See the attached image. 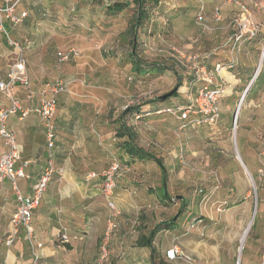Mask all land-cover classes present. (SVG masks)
I'll use <instances>...</instances> for the list:
<instances>
[{
    "label": "crops",
    "instance_id": "0c3cea01",
    "mask_svg": "<svg viewBox=\"0 0 264 264\" xmlns=\"http://www.w3.org/2000/svg\"><path fill=\"white\" fill-rule=\"evenodd\" d=\"M91 1L81 7L77 0H23L19 10L26 11L27 18L18 26L3 22L7 35L0 31V81L6 78L15 60L14 51L8 44L7 38L22 42L29 37L34 40L30 50L26 52L32 88L37 90L43 83L50 81L48 67L52 68L54 63L45 59L47 54L43 53L44 50L39 47V42L44 37L51 38L50 29L54 30L51 26L52 21L59 26L56 29L57 32L52 33L53 35L65 33L69 36L83 33L84 37L88 34L92 42H107L111 30L108 21H103L102 25V19L107 20L112 15L106 14L107 4H105V14L96 16L95 10H92ZM99 1L101 0H95L94 3ZM199 1L204 7L203 17L213 29V33L201 31L202 34H199V29L195 25L193 15L201 6ZM223 1L159 0L156 6L148 8L147 21L138 30V43L145 44L146 40L150 42L158 37L165 39L167 45H176V48L184 52L203 49L199 52L206 55V61L197 66L203 65L209 69L207 63L216 55L220 56L223 53L227 55V58L223 61L217 60L211 68L216 64H226L231 59V54L228 56L230 50L228 39L232 33L231 8L224 6L220 11L221 19L218 21L214 19L211 11ZM123 3H130L129 9L117 15L126 12L123 22L127 26L130 15L127 12L134 5L133 0H125ZM97 4L103 5L102 2ZM66 5L71 7L72 14L64 21L61 22L62 18L57 14L52 17L54 18L52 21L37 20L42 18L46 8L51 7L56 11ZM66 22L67 28L60 24ZM79 24L85 26L80 28ZM123 31V25H121L119 31L115 33H123ZM208 46L211 49L206 51L205 48ZM44 55H46L45 58H43ZM168 73L174 72L169 70ZM222 75L229 88L224 98L230 101L234 97L233 89L241 80L230 73L223 72ZM176 79L178 80V76ZM79 85L78 82L71 83L67 91L57 97V109L54 116L56 138L52 150L45 146L43 122L37 115L30 113L23 119H19L18 115H12L7 120L8 129L16 135L17 145L21 150V160L28 162L25 169L28 177L19 181L21 192L30 193L32 184L38 180L50 157L56 170L42 195L39 206L33 213L35 234L43 244V248L39 251L42 261L45 264H94L102 244L105 243L108 252L105 264H152L151 251L146 246L151 237L152 247L161 256L165 250L177 245L183 254L194 257L197 264H203L205 261L221 264L225 260L228 261V255L223 253L221 255L219 248L215 249L214 254L199 258L197 254L203 246V241L199 239L198 229L195 227L187 230L188 226H179L176 221L175 224L152 234L156 225L170 221L166 216L172 215L173 207L177 206V204H171L172 200L163 198L164 193L165 196L168 194L159 174L161 170L159 167L153 168L155 174L149 175L146 167L148 163L153 162L132 159L117 149L116 144L119 139L116 135L122 121L120 112L122 107L118 108L119 103L114 104L106 93L95 94L96 90L87 89L82 94H75L74 90H79L81 87ZM101 85L104 86V82H101ZM12 94L26 108L35 107L39 101L38 95L27 100L19 87L13 88ZM181 98L183 96L178 94L166 105H171L174 100L181 101ZM9 105L10 100L0 91V110ZM146 119L149 118L143 120ZM110 152L115 153L120 161L129 164L132 170L131 174L120 176L115 180V188L110 199L116 208V213L108 207L107 201L100 194V177H93L107 167ZM9 188L11 190L10 185ZM163 189L164 193L159 195L158 191ZM11 193L16 207L12 190ZM248 196L249 193H246L242 197V203L247 201ZM195 219L196 217H192L190 222ZM60 234H65L68 242H60L58 238ZM21 237L24 239L22 233L18 240ZM229 237H227L228 242L236 241V234ZM249 242V252L252 254L253 263L260 258L261 264L264 226L250 228ZM168 262L180 264L178 262L182 261ZM30 263L31 254L27 259L18 260L12 253H8L5 260L1 262V264Z\"/></svg>",
    "mask_w": 264,
    "mask_h": 264
},
{
    "label": "rangeland",
    "instance_id": "374dc122",
    "mask_svg": "<svg viewBox=\"0 0 264 264\" xmlns=\"http://www.w3.org/2000/svg\"><path fill=\"white\" fill-rule=\"evenodd\" d=\"M77 1L83 7L91 0ZM94 1H91L92 10H95L96 16L100 17L105 14V4L125 0L99 1L103 5L97 4L99 2L94 3ZM255 1L258 8H252V14L259 27V32L253 39L244 42L237 52H233L232 57L236 61V66L223 71L241 80L236 86L238 89H233L232 100L222 98L218 102L219 117L215 124H202L201 122L195 127L189 125L184 127L186 120L190 121L201 115L199 112L195 114L193 108L191 112H185L189 107L188 101L195 103L198 90L208 87L206 78L213 69L211 66L217 60H225L227 58L225 53L220 56L216 55L215 60L209 61L207 63L209 69L205 68L202 77L196 79L195 72L200 74L197 65L206 61V55L199 52L203 49L192 52L182 50V52L180 48H176V45H167L165 39L156 37L150 42L146 40L145 45L138 49V55L142 61L147 64L158 62L166 64L169 69L172 68L170 70L174 73L170 74L167 70L153 77L142 78L130 68L128 38L121 37L122 34H126L127 26L123 22L126 12L122 15L113 14L107 20L102 19V25L103 21H108L111 30L107 42H92L90 36L85 34L84 37L83 33L69 36L65 33L53 35L52 33L57 32L56 29L59 26L58 23L52 21L54 19L52 17L57 14L62 18L61 22L64 21L72 14L69 5L56 9L59 12L48 7L42 13V18L37 19L39 22L52 21L51 26L54 28V30L50 29L51 38L44 37L39 42V47L44 50L43 53L47 54V58H45L46 55L43 58L54 63L52 68L48 67L50 76L48 80L50 81L47 82H53L59 78H74L83 81L84 83L79 85L81 86L79 90H74L75 94H82L87 89L96 90L95 94L106 93L114 104L119 103L117 107H122L121 113L131 106H141L145 112L149 108L148 104H152L158 96L166 95L174 90L177 91L176 95L183 96L181 101L174 100L171 105H167L173 108L172 111L181 107L180 105L187 106L186 108L181 107V111L177 113L152 115L146 117L149 118L146 120H143L145 118L133 119L125 115L124 121L126 126L135 133L138 146L161 161L164 171H159V174L162 180L165 179L164 186L172 200L171 204H177L173 207V214L166 216L167 220H174L177 217V225L188 226L187 230L193 227L198 229L199 239L203 241V246L198 250L197 255L199 258L211 255L215 253V249L219 248L221 255L222 253L228 255H226L228 261L225 260L221 264H260V258L253 263L252 254L249 252L250 230L247 232L254 205L256 210L252 225L264 226V56L262 57L264 52V0ZM201 6L204 9L203 4ZM224 6L231 8L232 23L240 10L236 3L228 2V0H224L211 10L214 19L216 21L221 19L220 11ZM133 11L134 7L127 13L131 14ZM215 12H218L219 19L215 17ZM197 13L193 17L195 16V25L199 29V34H202L204 30L196 24ZM206 23L209 26L208 22ZM60 24L67 28V22ZM121 25H123V33L116 34L115 31H119ZM78 26L83 28L85 25L79 24ZM231 31L229 39L233 34V26ZM205 32L213 33V29ZM29 39L31 44L27 51L30 50L34 41L32 37ZM69 49H75L79 54L70 57L65 62H59L58 53L67 52ZM207 49L211 48L208 46L205 50ZM230 54L231 50L228 51V56ZM193 56H197L195 61L189 59ZM259 65V72L256 75ZM223 72H221L222 79ZM175 73L183 79L177 80ZM253 76H255L254 81L238 107L239 99ZM218 79L212 77V83L216 84ZM101 82L105 85L102 86ZM174 98L176 97L171 99ZM203 103L202 101L201 104L204 107ZM183 115H186L185 119ZM1 142L0 140V152L3 149ZM116 161H119L118 156L113 152L108 153L109 163L103 170L108 169ZM153 168L158 167L154 163H148L146 170L149 175L155 174ZM103 170L99 172V175H93L101 179L99 190L103 181L101 177ZM131 171L124 169L119 172L121 176H124L131 174ZM2 182L0 184V264L8 253L15 255L18 260L27 259L31 254L22 237L20 240L17 239L12 247H7L3 243L15 203L8 183ZM158 192L162 195L164 189ZM246 193H249L248 199L242 203V197ZM192 217L196 219L190 222ZM232 234H236V241L228 242L227 237L231 238ZM245 234L246 237L242 240ZM262 252L261 264L264 260V248ZM178 261H182L178 262L180 264H197V260L187 254L183 260ZM203 264L212 263L205 261Z\"/></svg>",
    "mask_w": 264,
    "mask_h": 264
},
{
    "label": "built area",
    "instance_id": "2783aa9c",
    "mask_svg": "<svg viewBox=\"0 0 264 264\" xmlns=\"http://www.w3.org/2000/svg\"><path fill=\"white\" fill-rule=\"evenodd\" d=\"M23 0H0V31L6 33L3 22H8L11 26L20 25L26 18L27 12L19 10V6ZM228 2H234L239 6V14L232 20L233 34L229 39L231 59L226 64H216L209 72L206 82L208 87H204L198 90V98L194 100L195 103L188 101V108L184 105L181 107L186 108L185 112H191V108L194 109L195 114L198 112L201 114L193 118V120L185 121L184 127H195L201 124H215L219 117L218 102L228 93V85L221 78V72L224 70H230L236 66V61L232 57L233 52H237L239 47L246 41L253 39L259 32V27L253 19L252 8H258V4L255 0H228ZM200 10L196 16V24L204 31L211 30L204 20L203 9L200 6ZM218 11V10H216ZM215 17L219 19L218 12H215ZM8 44L11 46L15 54V60L10 66L6 78L0 81V91L10 100V105L7 108L0 110V139L3 145V152L0 154V182L7 181L11 187V190L15 197L16 207L13 212L9 224L7 234L3 240V243L7 247H12L15 241L19 238L21 233L23 238L29 246L31 253L30 264H45L42 261L39 251L43 248V244L37 239L35 229L33 226V213L39 206L42 195L47 188L48 183L51 181L56 170L49 158L47 165L41 171L38 180L32 184L29 194H24L19 188V181L26 179L28 162L21 160V150L17 145L16 135L13 131L7 127V120L12 115H18L19 119L25 118L30 113L37 115L43 122L45 146L47 149L52 150L55 146V123L54 116L57 109V97L67 91L69 85L74 82L79 84L84 83L77 79H63L59 78L53 82L43 83L37 90H33L32 82L27 70V59L25 56L26 51L29 49L31 41L28 38L23 39L22 42L15 41L7 38ZM145 45V44H143ZM176 53H178L176 51ZM79 53L75 49H69L67 52H60L57 55L59 62H65L72 56H77ZM189 59L195 61L197 56ZM200 70V74L195 72V78H200L204 74L205 67L197 66ZM212 77H217L218 82L212 83ZM19 87L23 90V93L27 100H30L33 96L38 95L39 101L33 108H26L22 106L20 101L14 98L12 89ZM204 102V107L201 102ZM181 107L172 111L173 108L169 106H159L155 112L147 109L143 110L139 114H135L133 119H140L142 116L149 117L153 113L156 114H169L177 113L181 111ZM186 115H183L185 119ZM124 170L121 163L114 162L108 169L103 170L102 184L100 194L107 201L108 207L115 211L111 196L113 188H115V177H120V170ZM107 236V235H106ZM60 242H68V237L65 234L58 235ZM163 256L167 261L183 260L184 254L181 248L177 245H173L164 251ZM108 259V252L106 244L103 243L94 264H105Z\"/></svg>",
    "mask_w": 264,
    "mask_h": 264
},
{
    "label": "trees",
    "instance_id": "16d2710c",
    "mask_svg": "<svg viewBox=\"0 0 264 264\" xmlns=\"http://www.w3.org/2000/svg\"><path fill=\"white\" fill-rule=\"evenodd\" d=\"M159 0H133V7L134 11L129 15L127 21V29L126 34H122L121 37H127L128 38V44L130 46V52L128 54V57L130 59L131 69L136 73L138 77H145V76H155L156 74H162L165 71H169L172 68H168L166 64L163 63H145L142 61L141 57L138 55V49L139 47H143V44L140 45L138 43V30L145 24L148 18V8L154 7L158 4ZM130 3H123V2H114L112 4H107L105 6L106 14H119L126 9H129ZM128 11V10H127ZM176 74V73H175ZM178 76V74H176ZM179 81L181 80V77L178 76ZM177 91H175L170 97H168L164 101H160V98L163 96H158L157 99L152 102V104H148L150 107L147 108L151 110V112H155V110L159 106H165L167 101H169L171 98L176 97ZM141 106H131L128 107L126 110L122 113V121L121 124L117 130V139H119V142L116 144L117 149H119L122 153L126 154L127 156L131 157L132 159H136L139 161H151L154 164L157 165L161 169V171H164V168L161 164V161L156 158L153 154L150 152L144 150L143 148L139 147L136 142V135L135 133L126 126V123L124 121L125 115L129 116L130 118H134L135 114L141 113L142 109ZM152 115H162V114H156L153 113ZM151 115V116H152ZM146 118L145 116H142L140 119ZM120 161V160H119ZM121 166L126 169H130L129 164L120 161ZM165 175V174H164ZM163 185L165 184V179L162 180ZM164 199L171 200L169 196H165ZM177 221V217L173 220H170L169 222L161 223L156 225V227L153 229L152 234H155L156 232L164 229L165 227L171 226L175 224ZM254 225V224H253ZM251 226V228L253 227ZM152 237L150 238V242L146 243V246L151 251V263L152 264H170L164 256H161L158 254L155 249L152 247L151 244ZM67 247V246H66ZM264 264V260H263Z\"/></svg>",
    "mask_w": 264,
    "mask_h": 264
},
{
    "label": "water",
    "instance_id": "95a60500",
    "mask_svg": "<svg viewBox=\"0 0 264 264\" xmlns=\"http://www.w3.org/2000/svg\"><path fill=\"white\" fill-rule=\"evenodd\" d=\"M263 56H264V52H263V54H262V57H263ZM254 78H255V76L252 77V79H251V81H250V84H249L248 87L245 89V91L242 93V96L240 97L239 102H238V107L240 106V104H241V102H242V100H243L245 94L247 93V91H248L250 85L253 83ZM175 91H176V90H174V91H172V92H169V93L166 94V95H163V96L160 98V101H164V100H166V99H167L168 97H170ZM242 165H243V164H242ZM249 176H250V175H249ZM255 210H256V207H255V205H254L253 216H252L251 222H250V224H249V226H248L247 232L250 230L251 225H252V223H253ZM174 219H175V218H174ZM247 232H246V234H247ZM246 234L244 235V238L246 237Z\"/></svg>",
    "mask_w": 264,
    "mask_h": 264
},
{
    "label": "bare ground",
    "instance_id": "6f19581e",
    "mask_svg": "<svg viewBox=\"0 0 264 264\" xmlns=\"http://www.w3.org/2000/svg\"><path fill=\"white\" fill-rule=\"evenodd\" d=\"M261 63V62H260ZM259 68H260V65L258 66L257 70H256V75L258 74L259 72ZM239 157V156H238ZM242 240H243V237H242Z\"/></svg>",
    "mask_w": 264,
    "mask_h": 264
}]
</instances>
